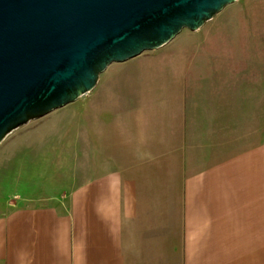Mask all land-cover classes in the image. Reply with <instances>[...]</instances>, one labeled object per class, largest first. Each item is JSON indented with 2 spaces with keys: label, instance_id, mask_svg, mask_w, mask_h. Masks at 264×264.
Listing matches in <instances>:
<instances>
[{
  "label": "crops",
  "instance_id": "obj_1",
  "mask_svg": "<svg viewBox=\"0 0 264 264\" xmlns=\"http://www.w3.org/2000/svg\"><path fill=\"white\" fill-rule=\"evenodd\" d=\"M146 88L106 109L118 161L69 210L0 216V264H264V136L226 147L223 121L194 134L181 87Z\"/></svg>",
  "mask_w": 264,
  "mask_h": 264
},
{
  "label": "rangeland",
  "instance_id": "obj_2",
  "mask_svg": "<svg viewBox=\"0 0 264 264\" xmlns=\"http://www.w3.org/2000/svg\"><path fill=\"white\" fill-rule=\"evenodd\" d=\"M138 82L151 99L181 87L194 134L223 123L226 147L264 136V0H235L198 30L109 64L90 92L11 131L0 143V216L69 210L73 191L118 161L106 111Z\"/></svg>",
  "mask_w": 264,
  "mask_h": 264
},
{
  "label": "water",
  "instance_id": "obj_3",
  "mask_svg": "<svg viewBox=\"0 0 264 264\" xmlns=\"http://www.w3.org/2000/svg\"><path fill=\"white\" fill-rule=\"evenodd\" d=\"M235 0H0V143Z\"/></svg>",
  "mask_w": 264,
  "mask_h": 264
}]
</instances>
